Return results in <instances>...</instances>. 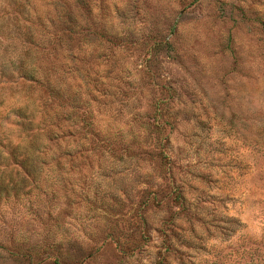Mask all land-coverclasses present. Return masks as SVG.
<instances>
[{"label":"rangeland","instance_id":"1","mask_svg":"<svg viewBox=\"0 0 264 264\" xmlns=\"http://www.w3.org/2000/svg\"><path fill=\"white\" fill-rule=\"evenodd\" d=\"M80 1L73 57L48 75L58 99L10 64L27 20L9 19L0 1L1 154L28 138L13 110L27 100L29 110L72 98L61 125L94 140L73 161L63 154L70 136L51 145L70 174L48 182L56 194L0 202V264H153L161 253L166 264H264V0ZM48 4L38 0L30 14ZM157 116L169 178L152 135L142 141ZM3 164L24 176L16 160ZM169 185L187 210L163 205ZM167 242L176 252H164Z\"/></svg>","mask_w":264,"mask_h":264},{"label":"trees","instance_id":"2","mask_svg":"<svg viewBox=\"0 0 264 264\" xmlns=\"http://www.w3.org/2000/svg\"><path fill=\"white\" fill-rule=\"evenodd\" d=\"M37 1L38 0H7L8 4H10V8L4 11V13H7V17L15 21L24 16L27 20L26 23L22 24L23 30L19 32L17 37H14L16 38V46H20L21 48L13 53L15 60H11L10 64L16 68V71L21 76L43 85L47 91V95L54 99H58L59 93L61 92L58 88V83H51L48 75L54 74V72L60 75L61 72L65 71L64 69L68 68V66L63 68V58L70 61L74 53L72 48V32L74 33V28L72 27L75 26V16L72 11L74 12L73 9L78 10L83 5V2L80 0H70L69 2L65 0H50L52 10L47 9L40 11L38 8L34 7V10L30 14V8L28 7L33 6ZM43 1L48 4V0ZM32 2L33 4H31ZM52 11L53 16H51ZM31 15H33V18ZM1 18H3V15L0 13V19ZM25 19L23 18V20ZM50 20H54V22L51 21V25H54V28L51 29L47 28L45 23L47 21L50 22ZM37 24L38 28H36ZM83 38V45L87 47V44H90L92 41L85 37ZM44 47L46 49H44ZM39 49L45 50L43 56L40 55L42 51ZM60 54H62L61 62L56 59ZM71 99L72 98H62L55 103L44 100L40 104L31 106L29 110L27 106L32 102L27 100L22 106L13 108L17 113L22 114L21 117L25 118L21 126L22 129L29 130V134H24L27 135L28 138L23 142L20 141V143L17 142L13 145L7 157L12 161L16 160L18 162L24 176L28 177L32 186L30 188H25V177L17 175V178H14L11 174V168H8L7 164H3L2 167L0 166V202L6 203L11 200L15 203L23 199L24 195L30 194L31 191L34 196H38V194L45 195L49 192L52 194L57 193L55 189L49 187L48 182L59 181L60 178L62 179L61 176L66 173L70 175L64 170L63 165L59 161L61 151L57 152V155L53 153L58 148V146H56L54 149L53 146L58 144L63 135L66 134V136L71 137L69 140L71 145L63 149V154L67 155L70 161H73V158L84 153H86L85 157H87L88 153L90 154L94 149V145H88L94 143L91 137L88 136L84 138V136H80V138L75 140L72 131L66 126L61 125L63 123L62 119H66L65 116L61 119L59 115L62 102H69ZM156 109H158V114H156L159 116L160 108L157 107ZM35 112H39L40 116L37 122H32L30 118ZM158 116L157 120L154 118V120L150 122H144V125L147 126V134L146 136H142V141L146 142L147 137L152 135L153 144L157 146L156 155L159 156L160 159L165 160L164 165L167 171V178H169L168 173H170L171 163L168 161V157L162 153V147L168 144V136L163 133V128L166 123L165 120L161 121L158 119ZM32 124L37 129L32 130L30 128ZM84 124V126H89V123L87 124L84 122ZM87 129L89 131V128H86V131ZM41 137H43V139H41ZM111 137H113V133L105 138L108 144H110L109 140ZM45 138L48 143L45 142ZM0 146L2 147L3 144L0 143ZM1 152L2 150H0V164L7 158L3 156ZM45 184H48V186H45ZM163 198L165 200L163 205L167 206L168 202L176 201L182 210L184 208L187 210L185 198L177 186L169 185L167 193L162 196V199ZM152 199L154 200V197H152ZM161 201V199L154 200L151 204L155 207H161ZM174 219H176V216L174 218L172 217L171 221ZM143 224H145V222H143ZM140 238L146 239L148 238V234L145 235L142 233ZM164 250V252H176V248L169 242L165 245ZM53 262L58 263L57 260ZM153 264H166L164 255L161 253Z\"/></svg>","mask_w":264,"mask_h":264}]
</instances>
